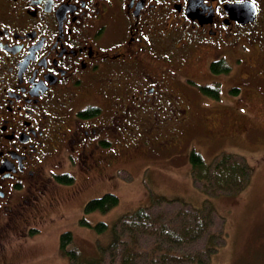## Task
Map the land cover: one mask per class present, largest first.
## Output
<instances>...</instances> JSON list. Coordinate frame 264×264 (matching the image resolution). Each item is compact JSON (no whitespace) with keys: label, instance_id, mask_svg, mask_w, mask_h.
Wrapping results in <instances>:
<instances>
[{"label":"flooded vegetation","instance_id":"flooded-vegetation-1","mask_svg":"<svg viewBox=\"0 0 264 264\" xmlns=\"http://www.w3.org/2000/svg\"><path fill=\"white\" fill-rule=\"evenodd\" d=\"M260 49L264 0H0V257L21 220L60 204L45 198L57 176L108 174L139 121L174 120L178 144L190 104L219 99L204 88L229 58L256 67ZM205 53L211 81L186 73Z\"/></svg>","mask_w":264,"mask_h":264},{"label":"rangeland","instance_id":"rangeland-1","mask_svg":"<svg viewBox=\"0 0 264 264\" xmlns=\"http://www.w3.org/2000/svg\"><path fill=\"white\" fill-rule=\"evenodd\" d=\"M211 55L203 54L186 73L211 81L207 68ZM250 55L259 65L248 67L240 65V57L236 61L229 58L232 67L217 90L219 99L204 100L203 104L204 97L197 99L198 104H190L186 128L173 131L178 144L168 140L174 120L132 122L135 130L120 134L129 146L122 145L123 161L107 170L110 177L93 174L88 183L80 176L77 181L73 177L72 183L48 190L45 198L56 196L60 204L47 208V203L41 206V216L30 215L24 225L22 220L18 223L4 241L2 264H68L69 258L59 246L64 231L72 235L68 248L81 257H98L116 236L114 223L136 207L149 205L157 195L188 201L195 207L211 202L216 228L222 223L224 242L216 246L210 264H264V50ZM83 91L87 96L94 94L90 89ZM106 139L113 143L116 137ZM192 148L201 153L205 163L222 151L243 156L252 167L249 182L237 193L208 196L192 181L188 158ZM104 192L115 193L117 204L106 211L85 213L86 201ZM82 218L89 224H81ZM98 221L106 224L102 231L94 227Z\"/></svg>","mask_w":264,"mask_h":264},{"label":"trees","instance_id":"trees-1","mask_svg":"<svg viewBox=\"0 0 264 264\" xmlns=\"http://www.w3.org/2000/svg\"><path fill=\"white\" fill-rule=\"evenodd\" d=\"M219 61L211 62L215 72L224 70ZM236 89V88H235ZM217 97V88H204ZM93 107L84 111L92 115ZM80 113L81 115H85ZM191 177L195 187L207 195L234 194L244 188L250 178L252 167L245 158L235 152H221L211 163H205L200 153H189ZM64 184L73 182V176L63 173L56 177ZM118 196L104 192L84 204V212L106 211L117 204ZM214 208L207 200L201 207L165 196H154L149 205L138 206L124 214L114 223L115 238L107 244L98 257H81L73 248L70 231L59 236L60 249L69 258L68 264H210V256L216 246L223 243L222 223L216 228ZM81 224H89L80 219ZM97 231L106 224L95 223Z\"/></svg>","mask_w":264,"mask_h":264},{"label":"water","instance_id":"water-1","mask_svg":"<svg viewBox=\"0 0 264 264\" xmlns=\"http://www.w3.org/2000/svg\"><path fill=\"white\" fill-rule=\"evenodd\" d=\"M247 11H248V14H245V15H244L245 20L252 19V17H253V13H254V9L249 8Z\"/></svg>","mask_w":264,"mask_h":264}]
</instances>
